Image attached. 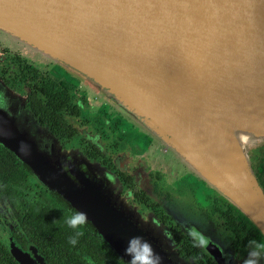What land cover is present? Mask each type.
Listing matches in <instances>:
<instances>
[{
	"label": "water",
	"instance_id": "water-1",
	"mask_svg": "<svg viewBox=\"0 0 264 264\" xmlns=\"http://www.w3.org/2000/svg\"><path fill=\"white\" fill-rule=\"evenodd\" d=\"M0 32L88 81L264 238V194L244 150L264 140V0H0ZM25 125L0 109V145L84 212L120 257L129 261L124 248L139 235L159 264H181ZM238 131L250 137L239 147ZM0 242L18 264H36L1 227Z\"/></svg>",
	"mask_w": 264,
	"mask_h": 264
},
{
	"label": "flooded vegetation",
	"instance_id": "flooded-vegetation-1",
	"mask_svg": "<svg viewBox=\"0 0 264 264\" xmlns=\"http://www.w3.org/2000/svg\"><path fill=\"white\" fill-rule=\"evenodd\" d=\"M0 109L24 121L41 143L52 141L65 171L78 170L83 184H95L96 193L128 216L126 223L153 232L181 264H218L187 235L189 228L208 239L222 264H242L247 241L263 240L239 211L88 81L2 32ZM13 156L25 178L9 183L11 189L0 187V227L36 264H129L87 218L69 228L65 218L77 209ZM0 264H18L1 242Z\"/></svg>",
	"mask_w": 264,
	"mask_h": 264
},
{
	"label": "clouds",
	"instance_id": "clouds-1",
	"mask_svg": "<svg viewBox=\"0 0 264 264\" xmlns=\"http://www.w3.org/2000/svg\"><path fill=\"white\" fill-rule=\"evenodd\" d=\"M85 220L86 214L76 210L65 218V223L69 228L76 229L78 225L84 224ZM79 234V232L76 233V235ZM187 235L199 247L208 243V239L196 228H189ZM69 243L75 244V237L69 238ZM247 245V255L242 264H260V261L264 260V240L249 239ZM124 252L129 256V264H159V256L153 251L152 245L139 235L128 239Z\"/></svg>",
	"mask_w": 264,
	"mask_h": 264
},
{
	"label": "trees",
	"instance_id": "trees-1",
	"mask_svg": "<svg viewBox=\"0 0 264 264\" xmlns=\"http://www.w3.org/2000/svg\"><path fill=\"white\" fill-rule=\"evenodd\" d=\"M246 154L248 156L249 165L252 169L254 177H255L256 181L258 182V184H259V186L262 189L263 194H264V140L261 141L258 145L251 148L250 150H247ZM14 161L17 163V165H16L17 167L22 166L20 163H18L16 161L12 152H10L9 150H6V148L4 149L3 147H0V187L5 186V189H11L10 186L14 183V180L18 176L19 177L22 176L23 179L25 178V176L23 175L24 171L21 169H18V168L16 169L14 166ZM9 183H12V184H9ZM219 196H221V195H219ZM231 206L234 207L232 204H231ZM234 209H236V208L234 207ZM240 214H241L242 218L246 222H248L250 224V226L255 230V232L258 234V236L264 240V238L257 231V229L250 223V221L241 212H240Z\"/></svg>",
	"mask_w": 264,
	"mask_h": 264
},
{
	"label": "rangeland",
	"instance_id": "rangeland-1",
	"mask_svg": "<svg viewBox=\"0 0 264 264\" xmlns=\"http://www.w3.org/2000/svg\"><path fill=\"white\" fill-rule=\"evenodd\" d=\"M7 36V35H6ZM9 37V36H8ZM14 40V39H13ZM18 42V41H17ZM18 43H20V42H18ZM21 44V43H20ZM21 45H23V44H21ZM25 46V45H24ZM26 48H28V49H30L29 47H27V46H25ZM30 50H32V49H30ZM33 52H35L34 50H32ZM35 53H37V52H35ZM37 54H39V53H37ZM40 55V54H39ZM41 56V58L42 59H45V60H48V61H50L47 57H45V56H43V55H40ZM50 62H52V61H50ZM96 90V89H95ZM155 139V138H154ZM156 141H158L157 139H156ZM164 148H166V150H168L169 152H170V154H172L175 158H177L178 160H180L181 162H182V165H184L185 166V168L186 169H188V170H190V171H192V169L188 166V165H186L185 163H184V161L181 159V158H179L176 154H174L172 151H170L167 147H165L160 141H158ZM260 142H257V144L256 143H249V144H247L245 147H244V150H245V152L247 153V150H250L251 148H253L254 146H256V145H258ZM73 170V171H76V172H78V170H76V169H73V168H70V170ZM193 172V171H192ZM194 173V172H193ZM78 174H79V172H78ZM80 175V174H79ZM81 178H82V176H80ZM95 184H92V187L93 188H95V186H94ZM98 188H100V186H98ZM101 193V197L103 196L102 195V192H100ZM107 195V194H106ZM116 209H118V208H116ZM119 211H123L122 209H118ZM133 219V218H132ZM200 229V228H199ZM201 230H203L202 228H201Z\"/></svg>",
	"mask_w": 264,
	"mask_h": 264
},
{
	"label": "bare ground",
	"instance_id": "bare-ground-1",
	"mask_svg": "<svg viewBox=\"0 0 264 264\" xmlns=\"http://www.w3.org/2000/svg\"><path fill=\"white\" fill-rule=\"evenodd\" d=\"M249 133L243 132V131H238L237 133H234V136L232 137V142L233 144L237 147H239V145L246 141L248 138H250L249 136H247Z\"/></svg>",
	"mask_w": 264,
	"mask_h": 264
}]
</instances>
